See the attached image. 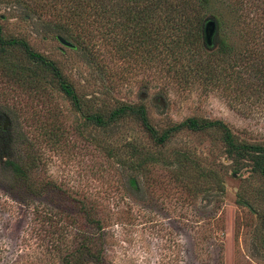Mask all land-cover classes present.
Here are the masks:
<instances>
[{
    "label": "rangeland",
    "instance_id": "1",
    "mask_svg": "<svg viewBox=\"0 0 264 264\" xmlns=\"http://www.w3.org/2000/svg\"><path fill=\"white\" fill-rule=\"evenodd\" d=\"M25 7L22 0H0L4 34L24 38L53 59L80 95L93 99L97 93L110 103L144 101L156 126L199 116L222 120L240 139L264 142V90L244 92L197 79L182 84L143 63L140 53L121 54L100 37L87 49H74L70 39L74 46L67 47L51 27L54 11L28 15ZM14 55L18 58H0V133L10 142L2 152L18 160L31 151L38 156L33 180L53 182L65 206L82 200L95 207L106 264H264L255 239L264 221V182L249 170L235 174L227 167L223 174L221 164L229 161L211 136L181 132L164 151L186 147L200 155L223 176V195L214 190L209 202L194 197L161 164L137 175L139 188L131 190L126 180L131 172L116 158L127 154L124 145L131 140L147 143L139 126L94 128L55 84L42 77L26 80V72L11 70L12 62L24 61ZM112 146L114 158L106 152ZM44 201L54 198L12 188L0 170V264H58L52 256L44 262L48 236L33 225L32 210Z\"/></svg>",
    "mask_w": 264,
    "mask_h": 264
},
{
    "label": "trees",
    "instance_id": "2",
    "mask_svg": "<svg viewBox=\"0 0 264 264\" xmlns=\"http://www.w3.org/2000/svg\"><path fill=\"white\" fill-rule=\"evenodd\" d=\"M22 1L28 15L54 11L51 27L66 40H72L74 49H87L91 39L100 37L111 40L121 54L140 53L143 63L161 68L182 84L197 79L244 92L264 90V0ZM208 19L216 26L212 45H207L204 38ZM15 53L24 61L12 62L11 70L18 71L20 76L26 72V80L42 77L55 84L74 110L94 128L114 132L128 123L139 126L147 143L127 142L125 156L117 155L115 146L106 148L108 156L117 155L118 165L131 172L126 179L131 190L139 188L137 175H145L150 167L161 164L168 168L173 181L194 197L201 195L209 202L214 190L217 195L224 194L223 176L200 155L186 147L165 153L167 145L181 132L211 136L229 161L227 166L221 164L223 174L227 167L235 174L249 170L264 182V142L240 139L222 120L189 116L156 126L144 101L110 103L99 100L97 93L93 99L84 97L53 59L34 50L24 38L6 36L0 25V58L17 57ZM88 53L91 54L90 50ZM3 130L0 127V132ZM1 134L0 148H7L10 142ZM6 152L1 148L0 170L12 188H20L34 198L46 195L54 198L52 203L44 201L42 207L32 210L33 225L48 236L44 262L52 256L58 264H106L103 225L95 207L82 200H73L74 204L65 206L53 182L31 178L37 155L30 151L27 157L14 160ZM260 230L255 239L264 251V221Z\"/></svg>",
    "mask_w": 264,
    "mask_h": 264
},
{
    "label": "water",
    "instance_id": "3",
    "mask_svg": "<svg viewBox=\"0 0 264 264\" xmlns=\"http://www.w3.org/2000/svg\"><path fill=\"white\" fill-rule=\"evenodd\" d=\"M215 30H216V26L214 21L212 19H208L204 24V38L207 45H212ZM57 39L59 40V42H61L63 45L67 47L74 46L70 41L66 40L62 36H57Z\"/></svg>",
    "mask_w": 264,
    "mask_h": 264
}]
</instances>
